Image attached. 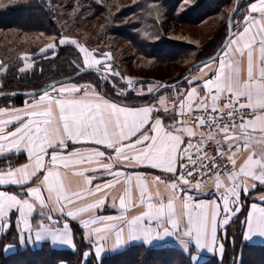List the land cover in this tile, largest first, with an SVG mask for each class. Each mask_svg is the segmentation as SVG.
I'll use <instances>...</instances> for the list:
<instances>
[{
  "label": "snow or ice",
  "instance_id": "6c2138e0",
  "mask_svg": "<svg viewBox=\"0 0 264 264\" xmlns=\"http://www.w3.org/2000/svg\"><path fill=\"white\" fill-rule=\"evenodd\" d=\"M70 43L83 53L84 65L101 63L76 40ZM215 61L211 77H185L188 88H176L172 108L182 119L173 115L169 125L152 120L161 108L121 106L91 85H53L23 109L0 108V153L23 151L29 160L0 171V186H15L14 191L0 190V228L18 215L20 239H25L23 233L32 239L35 214L41 218L35 241L75 247L63 217L76 221L84 237L97 244V256L109 242L117 249L175 236L187 253V264H199L200 251L216 249L221 213L222 224L228 225L239 211L242 192L258 185L264 189V0L250 4L242 28L237 22L221 53L204 62L201 71ZM107 70L111 72L110 65ZM194 81L202 83L193 86ZM133 84L128 78V87ZM159 87L150 85L147 91ZM158 103L168 111L166 97ZM194 111L204 115L193 117ZM137 167L171 175L161 179L126 171ZM96 174L111 179L94 184ZM209 183L216 198L198 200L192 193L203 192ZM259 199L261 204L252 203L247 213L245 240L264 239V195ZM109 200L118 214H100ZM219 249L222 253L223 244Z\"/></svg>",
  "mask_w": 264,
  "mask_h": 264
},
{
  "label": "trees",
  "instance_id": "16d2710c",
  "mask_svg": "<svg viewBox=\"0 0 264 264\" xmlns=\"http://www.w3.org/2000/svg\"><path fill=\"white\" fill-rule=\"evenodd\" d=\"M13 1V0H11ZM234 0H139L135 9L139 10L138 15L142 19L141 28L138 32L130 34L129 41L134 47L141 52L143 57L156 60L159 63H184L190 59H195L194 63L211 58L221 48L223 42H219L224 34L221 32L215 42L210 43L207 47L189 45L182 41L173 40L169 36L168 28L174 24H186L204 20L205 17L217 14L226 9ZM253 0H243L238 12L233 19V28L235 21L241 17V11L245 2ZM0 10V31H7L0 37V49L11 51L13 45H21L25 41L32 42L35 37H56L54 42L46 43L42 46L29 47L26 51H13L10 59L4 60L1 67L7 71L2 76L3 86L0 92L10 93L18 91L42 90L49 86L51 80L64 78L73 75L75 72L70 71L65 76V67L73 64L72 52L73 46L61 44L62 40L59 32L55 27L56 10L53 7L52 0H14ZM248 2V3H249ZM97 4V3H96ZM100 10V9H98ZM164 12L165 21L160 24L156 17V11ZM83 13L77 12L79 17ZM226 27V28H225ZM224 31L228 30L226 23ZM177 28V27H176ZM107 29V28H106ZM106 29L100 34H104ZM17 31V32H15ZM27 36L26 38H24ZM80 43H87L81 38H76ZM49 44H55L60 47L58 57L46 60L44 63L38 62L41 57L49 55ZM46 51L41 52V49ZM51 49V48H50ZM108 50V49H107ZM112 52V50H109ZM113 53V52H112ZM63 55V56H62ZM28 56V59H24ZM36 61L32 71L25 70L26 61ZM63 61L55 66L57 61ZM192 63V62H191ZM193 65V64H192ZM39 73V68L42 67ZM54 67V68H53ZM24 71H20V69ZM48 69V73H47ZM76 70V68H75ZM47 75V76H46ZM186 70L177 74L176 77L167 79L178 80L186 76ZM48 77L47 79H45ZM111 78V77H110ZM113 80V79H112ZM114 81V80H113ZM115 82V81H114ZM103 83V81H102ZM106 86L110 87L107 92L105 86H96L111 100L124 103L127 105L147 104L154 100L153 93L147 96L137 95L131 92L128 95H120L111 84L106 81ZM117 85V83L115 82ZM118 86V85H117ZM9 99V101H5ZM27 98H0V108L20 107L23 106ZM4 101V103H3ZM24 159L20 158L15 162H2L0 169L4 165L21 164ZM15 190V188L11 189ZM73 229L77 238V250H54L48 246L32 249L31 247L22 248L19 240V232L12 218L11 228L5 232L0 242V264H84L85 253L94 251L92 245L88 244L82 237L80 227L73 224ZM224 253L222 258L209 256L205 261L199 264H264V245H251L244 241L243 232L240 227L236 226L225 231L222 236ZM9 245L15 247V251L7 253L4 251ZM87 264H187V254L177 248H150L144 245H133L124 251L106 256L103 262L98 263L92 258Z\"/></svg>",
  "mask_w": 264,
  "mask_h": 264
},
{
  "label": "rangeland",
  "instance_id": "374dc122",
  "mask_svg": "<svg viewBox=\"0 0 264 264\" xmlns=\"http://www.w3.org/2000/svg\"><path fill=\"white\" fill-rule=\"evenodd\" d=\"M52 1H54L53 7L55 8L57 15L55 18V27L59 32V37L68 42H70L71 40H76V38L83 39V41L86 42L88 46H86L83 42L80 43L78 40L76 41L81 46L86 47L89 52L92 53V60L101 61L99 65H94L90 69L106 73L122 89L127 90L129 88L127 85V80L128 78H132L134 82H138L133 92L141 93L140 89L142 87V94L148 95L150 93L147 91V89L150 85L154 87L156 85L161 86L159 84L160 81H168L169 79L167 78L176 77L177 74L185 70L186 74H188L189 70L196 64L194 63L195 59L185 61L183 64L159 63L156 60L143 57L141 52H139L134 47V44L129 41V38L130 34L132 35V33L138 32V30L141 28L140 26L142 25V19L138 15L139 10L135 9V5L139 0ZM235 2L236 0H234L233 3L230 4V6L224 9L222 12L205 17L203 21L200 20L197 22L178 25L173 22L174 24L170 25V27L168 28L170 38L173 40L185 42L189 45L207 47L208 45H210V43L216 41V38L221 34V32L223 34L224 32H226L219 41L221 43H224L228 36V30L224 31V29L226 28L225 25L231 11L235 6ZM248 2L246 1L243 4L241 14L245 13V7ZM11 3H15L14 0H0V10ZM76 11L82 12L83 14L78 17L76 15ZM156 13V17L159 19L158 22L162 24L165 21L164 12L161 10H157ZM105 29L106 32L104 34H100V32L104 31ZM2 34L7 35V31H0V37ZM25 35L26 34H24L23 36L24 38L27 37ZM33 39L34 40L32 42L25 41L24 44L20 43V46L18 44L13 45L11 49L13 51H26L27 49H30L29 47H33L34 45L42 46L46 43L54 42L56 37L52 36L43 38L42 36H39ZM63 44L68 43L66 42ZM52 45H54V47H52L51 49L49 48V55L46 57H41L38 62L44 63L50 58L55 59L56 57H58L60 47L55 44ZM71 45L74 47L72 52V60L73 64H75V67H73L72 65H67L65 67V73L63 72L62 74H65L66 76L70 71H74L75 73L64 78L55 80L52 79L49 84L77 75L79 72V67L89 68L87 65L83 64V53L79 51L76 45ZM12 50L9 51L0 49V61L5 62L4 60L10 59V55L13 53ZM109 50H112L113 53ZM28 58L29 57L27 56V59ZM26 62V66L24 68L30 71H32L37 64L36 61H31L30 59ZM61 62L60 60L57 61L55 63V66L61 64ZM28 65L31 66L29 67ZM109 65L111 66V72L107 70ZM42 68L43 66L39 68V73L41 72ZM6 71L7 67L2 68L0 66V88H2L3 86V79L1 75L6 73ZM115 73H119V75H115ZM47 78L48 77H46L45 79ZM106 81V78L98 74L91 73L80 77L74 82H69L66 84H94L96 86H101L102 84L103 86H105V90L107 92H110L108 91L110 90L108 89L110 85L106 86ZM64 85L65 84L61 86ZM37 98H39V96L35 98H27L26 101H32ZM5 101H9V99ZM22 248L26 247L22 246ZM11 251H15L14 246L9 248L6 252L9 253ZM86 253L87 255H85L84 264H87L88 261H90V259L92 258L96 259L98 263H101L107 256L104 254L97 256L95 251H87Z\"/></svg>",
  "mask_w": 264,
  "mask_h": 264
},
{
  "label": "crops",
  "instance_id": "0c3cea01",
  "mask_svg": "<svg viewBox=\"0 0 264 264\" xmlns=\"http://www.w3.org/2000/svg\"><path fill=\"white\" fill-rule=\"evenodd\" d=\"M254 2H256V0H254L253 2H249L246 5L244 15H241V17L238 18L235 21V23H234L233 32L237 31V22L240 23V26L242 28V26H243V18H244V16H246L248 14V9L250 7V4L254 3ZM253 15H255V14H253ZM217 63H218V61L212 62V63L209 64V66L207 68H203V71H201V68L203 66L202 65V66L198 67L197 69H195L189 76H187V75L186 76L189 77V78H191L193 76H204L205 78H209V77L212 76V70L216 68ZM25 70H26V68H25ZM186 76H184L183 78L178 79V80H174V79L170 80L169 79L167 82H169V84H172V85L161 89L156 94H155L156 90H154L153 91L154 100L152 102L147 103V104L128 105V106L141 107V106H153V105H155V106L161 108L160 112H155L154 111L152 113V120H155L156 118H160L165 125H169V124H172L174 122L173 119H172L173 115H176L177 119H182V117H180L178 115L177 109H173L172 108V104L174 103L172 97H174L177 94L176 88H180V91H184L185 89L188 88V86L185 83V77ZM201 83H202V81H194V85L193 86H197V85H199ZM72 85H76V86L91 85L93 88H95V90L100 95L104 96L105 99L111 100L105 94H103L101 92V90H99L98 87H96V86H94L92 84H77V83H74V84H65L64 86L65 87H70ZM181 86H183V87H181ZM203 91L204 90L202 88L198 87V92L203 94ZM50 94L51 95H55V92H50ZM137 95L143 96V95H147V94L137 93ZM161 97H166L167 98V105H166L168 107V111L167 112L163 111V107H165V106H161L158 103V101H159V99ZM111 101L117 102V101H114V100H111ZM32 102H33V100L32 101H28L27 100V101H25L23 106L10 107V108H7V109H23L26 106V104H30ZM117 103H119L121 106L127 105V104L120 103V102H117ZM188 123H189V121H188ZM10 128L12 130H14L13 126H10ZM195 142H196V139L194 138L193 139V143H195ZM88 146L89 145H86V144H76V145L69 144L70 148H73V147H88ZM100 149L104 150L103 146H100ZM49 152H51V150H49ZM14 153H15V150H13L12 153H9V152L0 153V164L2 162H7V163L15 162L16 160H18L20 158L24 159L23 161H20L22 163L21 164L16 163L17 165H15V164L14 165H4L3 167H1L0 171L7 170L8 167H13L14 168V167H19V166H22L23 164L29 163V160H28L26 152L22 151L19 154H14ZM106 155H108V152H106ZM46 160H47V158H46ZM126 171H128V172H143V173H146L149 176L159 175V176H161V179H167L171 175V174H168V173H163V172H161L158 169H151V168H146V167H137L135 169H126ZM96 175H97V179L94 180V184H96V183L103 184L107 180L111 179V177H109L107 175H101V174H96ZM13 188H15V186H0V190L13 191V190H11ZM192 194L195 195L198 200L207 201V200H212V199L216 198V196H210L205 190H203V192H201L199 194H197L195 192H193ZM261 195H264V189H262L259 185L254 190H250V191H248L246 193L242 192V194H241V206L239 208V211L236 212V214L234 216H232V218H231V220H230L228 225H223L222 224L223 213H221V224L218 226V230H217V246H216V249L214 251H208V250L200 251V253H199V255H200L199 263L205 261L209 256H213V255L218 257V258H220V259L222 258L223 253H224V249H223L222 253L220 252V249H219V245L223 244L222 243V236H223V234H225L226 230L234 228L236 226V224L240 227L241 231L243 232V237H244V234L246 233V230H247L246 229V223H245L246 217H247V213L251 210V204L252 203L261 204V201L259 199ZM262 206H264V205H262ZM100 214H103V215H115V214H118V207L116 209L112 208L111 202L109 200V202H107L105 204L104 209H103L102 213H100ZM13 218H14V223H15L17 229H18V232H19V240H20V244L22 246H25V247L29 246L32 249H38V248H42V247L48 246V247H50L51 249H54V250H69V251H76L77 250V238H76L75 231L73 229V224H76V225L79 226V224L76 221H71V220L65 221L63 217L60 218L62 222L70 223L71 230L73 232L74 244H75V247H72L71 245L60 244V243L53 244L50 239L44 240V241H35V239H34L35 230L37 229L38 222L41 219L40 217L36 216L35 214H34V217L32 218V221H31L32 228H33V232H32V237L33 238L32 239H28L27 238V233H23V235L25 236V239L21 240L20 236L22 234L23 225L22 224H20L19 226L17 225L16 221L18 219V215L14 216ZM9 223H10V226H9ZM9 223H6L2 228H0V242H1L2 236L5 234V232H7L11 228L12 220ZM182 227H183V225H182ZM81 231H82V237L84 238V240L88 244L92 245V247H93V249L95 251L96 247H97V244L95 242L90 243L89 240L84 237L82 229H81ZM244 241L247 244H251V245H262V246L264 245V239H260V238H255L254 237L252 240H245V238H244ZM110 243L111 242H109V245H106L105 250L100 255H102V254L109 255V254L119 253V252L124 251L127 248L133 246V245H144V246H147V247H150V248H165V247L177 248V249H180V250H182L184 252L182 246L179 244V242H178V240H177V238L175 236L166 238V242H164V241H161V242L154 241L153 244L148 245V244L144 243L143 241H135V242H131L127 246H124V247H121V248H117V249H113L110 246Z\"/></svg>",
  "mask_w": 264,
  "mask_h": 264
},
{
  "label": "water",
  "instance_id": "95a60500",
  "mask_svg": "<svg viewBox=\"0 0 264 264\" xmlns=\"http://www.w3.org/2000/svg\"><path fill=\"white\" fill-rule=\"evenodd\" d=\"M242 1L243 0H236L235 6H234L233 10L230 13V16H229V18L227 20V24H228V36H227L225 42L223 43V45L221 46V48L211 58L196 63L189 70L187 76H189L195 69H197L198 67L202 66L204 64V62L213 60V58H215L217 55H219L221 53L222 48L227 43L228 38L233 33V19H234V16L236 15V13L238 12L239 7H240ZM78 70H79V72H78L77 75H75V76H73L71 78L65 79V80L56 81V82L50 84L49 86H47L46 88H44L42 90L18 91V92H10V93L0 92V98H12V99H14V98H18V97H24V98L37 97L40 94H42L44 91L50 90L53 85L59 87V86H61L63 84H66V83H69V82H74L75 80L79 79L80 77H82V76H84L86 74H91V73L98 74V75L106 78L107 81L111 84V86L115 90H117L120 93L121 92L125 93L124 95H128L129 93L133 92L135 90L136 86H137V83H138V82H134L132 88H128L127 90H125V89H122L119 86H117L115 84V82L106 73H104V72H100L98 70H94V69H90V68H84V67H79ZM159 84L161 86H160V88L158 90L155 91V94L158 93L161 89L166 88V87L172 85V84H169V82H167V81H160Z\"/></svg>",
  "mask_w": 264,
  "mask_h": 264
},
{
  "label": "built area",
  "instance_id": "2783aa9c",
  "mask_svg": "<svg viewBox=\"0 0 264 264\" xmlns=\"http://www.w3.org/2000/svg\"><path fill=\"white\" fill-rule=\"evenodd\" d=\"M199 115H204V113H201L199 111H194L192 113V116L195 117V116H199ZM225 119H227V117L225 116ZM195 121L194 120H189V123L192 124L194 123ZM206 130V129H205ZM213 130H214V126H213ZM209 154L211 155L212 153L209 152ZM197 179H200V177H197ZM208 178L207 177H204V180H207ZM210 196H216V193H215V186L214 184H211L209 183L208 187L204 189Z\"/></svg>",
  "mask_w": 264,
  "mask_h": 264
}]
</instances>
